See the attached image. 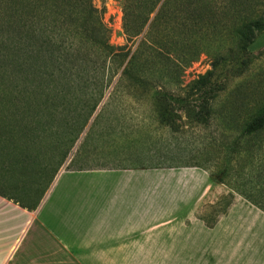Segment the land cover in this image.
Here are the masks:
<instances>
[{"label": "rangeland", "instance_id": "rangeland-1", "mask_svg": "<svg viewBox=\"0 0 264 264\" xmlns=\"http://www.w3.org/2000/svg\"><path fill=\"white\" fill-rule=\"evenodd\" d=\"M227 1L208 0L206 22L218 27L198 38L204 48L198 58L183 69L177 67L178 61L159 65L164 77L151 76L152 87L147 90L132 87L122 75L141 40V36L129 40L125 34L123 0H92L111 31L109 43L131 51L120 71L114 77L113 72L103 76L91 61L73 58L55 88L49 78L34 80L27 75L24 60H32L28 54L21 56L24 40L18 39L16 46L18 62L7 58L5 42L11 49L6 37L12 34L8 22L14 1L0 0L1 192L26 196L28 192L22 195L19 188L4 183L7 177L31 181L44 176L47 182L65 167L137 165L167 171L173 178L178 173L189 175L185 188L191 219L178 238L196 255L197 241L204 237L205 259L74 263L213 264L209 258L213 237L219 239V264H245L247 253L257 259L263 256L264 228L252 235L258 240L247 243L244 210L248 205L262 210L246 196L264 204V131L253 139L245 132L251 117L264 110V28L248 31L240 45L235 29L236 18L239 21L248 10H263L264 0H244L242 6L237 1L236 13L228 12ZM220 34L221 46L216 41ZM146 51L133 66L138 76L157 71L146 60ZM152 89L165 92V97ZM202 179L204 203L197 201Z\"/></svg>", "mask_w": 264, "mask_h": 264}, {"label": "crops", "instance_id": "crops-1", "mask_svg": "<svg viewBox=\"0 0 264 264\" xmlns=\"http://www.w3.org/2000/svg\"><path fill=\"white\" fill-rule=\"evenodd\" d=\"M14 180L4 183L28 194L0 190V264L206 258L204 237L196 255L178 238L191 219L186 173L173 178L150 167L112 165L65 167L47 182L44 176ZM197 189V201L204 203L203 179ZM244 212L246 242L252 243L264 228V212L253 205ZM209 247V258L219 264V239L213 237ZM263 258L247 253L244 263L262 264Z\"/></svg>", "mask_w": 264, "mask_h": 264}, {"label": "trees", "instance_id": "trees-1", "mask_svg": "<svg viewBox=\"0 0 264 264\" xmlns=\"http://www.w3.org/2000/svg\"><path fill=\"white\" fill-rule=\"evenodd\" d=\"M13 1V14L10 17L12 20L10 22L9 19L10 23L8 22L12 26L9 29L12 34L6 37L11 40L12 48L5 42L7 58L12 63L18 62L16 46L18 39H21L20 42L24 40L27 48L25 47L21 56L28 54V59L32 60L28 63L27 60L24 61L25 65L28 64L27 75L29 73L34 80L49 78L55 88L62 76L66 75L70 60L78 59L77 57L98 66L103 71V76L106 73L108 77L113 72L114 77L131 53L130 50L125 52V47H115L109 43L111 31L103 22L102 10L96 8L92 0ZM237 1L242 6L244 0L227 1L228 12H237ZM209 4L208 0H123L125 34L129 40L141 36L136 51L122 71L123 78L128 79L134 88L150 90L153 83L151 76L164 77L159 65L166 61L168 63V60L174 63L178 61L177 67L181 69L191 65L204 50L198 38L203 34L205 37L208 30L218 27L215 22H206L205 14L209 11ZM239 14L241 16L242 12ZM208 20L213 21V16H209ZM236 23H239L235 31L240 45L247 39L248 31L264 28V9L257 13H250L248 10V14H243L239 21L236 18ZM206 24L214 27H205ZM216 37L218 45H223L224 35ZM192 41L198 42L195 44ZM144 49L149 55L146 60H149V65L156 66L157 71L138 76L133 66ZM153 90L156 96L165 97V92ZM263 131L264 110L251 117L245 132L248 133V139H253V136H259ZM248 143L251 144V140ZM249 154L250 149L248 156H251ZM233 196L231 194V198ZM246 197L264 211L261 201Z\"/></svg>", "mask_w": 264, "mask_h": 264}]
</instances>
